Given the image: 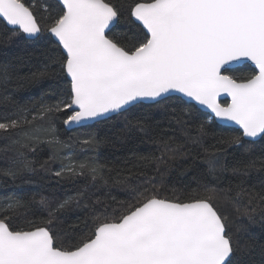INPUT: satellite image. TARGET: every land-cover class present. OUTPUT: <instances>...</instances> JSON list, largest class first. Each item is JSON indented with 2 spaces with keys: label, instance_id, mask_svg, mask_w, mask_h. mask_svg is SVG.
Here are the masks:
<instances>
[{
  "label": "snow or ice",
  "instance_id": "snow-or-ice-1",
  "mask_svg": "<svg viewBox=\"0 0 264 264\" xmlns=\"http://www.w3.org/2000/svg\"><path fill=\"white\" fill-rule=\"evenodd\" d=\"M0 50L12 51L0 59V190L12 189L0 196V264H264L250 233L264 236V0H0ZM46 82L38 99L17 98ZM158 114L180 137L158 133ZM58 121L110 134L62 140ZM216 121L234 131H211ZM134 134L155 151L133 153L131 167L100 162L104 145ZM181 158L182 175L202 167L211 180L164 195ZM40 172L84 186L39 195L26 186ZM228 172L259 188L220 187ZM70 213L84 216L67 224Z\"/></svg>",
  "mask_w": 264,
  "mask_h": 264
},
{
  "label": "trees",
  "instance_id": "trees-1",
  "mask_svg": "<svg viewBox=\"0 0 264 264\" xmlns=\"http://www.w3.org/2000/svg\"><path fill=\"white\" fill-rule=\"evenodd\" d=\"M117 3H120L121 0H116ZM124 3H128L129 0H123ZM43 9L40 10L39 15H43ZM127 25L121 20L120 24L117 25L115 31H124L126 29ZM43 44V38L41 40L36 41L34 45L31 47L33 48H39ZM14 51V50H13ZM12 51L8 52H3L0 50V59H3L5 55H11ZM247 71H249L248 68H241L239 70V74H244ZM48 85L47 82L38 86H35L27 91L21 92L17 94V98L21 100V102H27L32 99H38L40 95L42 94L43 91H47ZM226 103V102H222ZM113 119H117L116 117H113ZM201 119H206L205 116H201ZM156 121H161V127L158 129V133L162 131H167L169 134H172V129H176L175 135L177 137H180L181 133L179 129L177 128L176 125L173 124L172 128L168 127V118L163 115H156L155 116ZM216 124V123H215ZM218 125V124H216ZM57 127H58V133L59 136L62 140H68L69 137L76 136L77 134H83V133H88V132H97L99 136L103 137L106 134L109 133V129L107 127L101 126L94 124L91 127H84V128H79L77 130H72V131H66L64 128V125L61 122H57ZM122 128V125H120L116 130L119 131ZM211 131H215L217 133L219 132H230L234 131L232 128H227L223 126L215 127L213 126L211 128ZM195 134V133H193ZM0 143H3V141H0ZM71 143V142H70ZM216 140L213 139L211 136H209L207 140V145L215 144ZM258 147V146H257ZM73 148L75 151L79 154V158L83 159L86 156H93L97 155L91 151L85 152V153H80V148L78 145L73 144ZM155 151V146L143 138L140 134H134L133 138L130 140H125L124 144L122 145L119 142L111 143V144H106L104 145L98 153V158L101 163L107 164L109 167H115V168H123L126 166L131 167V165L135 162L132 157L133 153L138 154V155H148L151 152ZM196 151L201 152L202 154V149H197ZM49 150L45 147L43 150L38 151L36 154V159H38L40 162H43L46 160L49 156ZM159 155V153H156ZM243 154V150L240 149L238 151H229L228 155V161L229 165L232 166L235 164L236 160L239 159ZM30 158H31V154ZM191 164V159L189 158L187 161L184 159H178L173 167L165 173L163 176L164 180V185H165V191L164 195L171 196L172 190L175 188L177 190H183L186 186L195 188L197 184H207L210 182L211 178L207 177L205 175V170L201 168H193L189 173H185L182 175V172L184 169L188 168L189 165ZM5 166L3 163V160L0 159V167ZM38 167V165H37ZM53 168L58 167V164H53ZM152 174V171L149 170V175ZM45 173L40 172L38 176L32 177L34 184L26 186V188L31 187L34 191H37L39 195H50L52 194L53 191L60 192L62 195L63 194H71L75 192L77 189H80L84 186L83 182H78V183H72L71 181H65L61 186H58L56 184L55 178H52L49 174L48 178L45 180H41L40 177L44 176ZM224 179H222L219 182V186L222 188H226L229 185V182L236 183L239 182L240 180L245 181V187H251L252 184H255L257 188H259V181L258 180H248V177L245 176H233L231 172L225 173L224 174ZM161 179V176L157 174V182H159ZM51 185L52 187H47V185ZM12 189H7V190H0V196H6L9 192H11ZM17 194H25L24 192H21L20 190H17ZM117 197V200H124L127 199V196L124 194L123 190L121 189H115L112 193ZM27 195H31V192H27ZM39 195H37V199H39ZM77 216H79L81 219L84 216V213H70L67 224H72L76 221ZM29 219H39V217H32L29 216ZM21 222L19 221H14V226L16 224H19ZM62 226H67V225H62ZM238 226V225H237ZM236 227V226H234ZM251 235L256 237L257 243H264V236L261 235L260 229L258 227H254L253 229L250 230ZM246 238H247V233H246Z\"/></svg>",
  "mask_w": 264,
  "mask_h": 264
},
{
  "label": "water",
  "instance_id": "water-1",
  "mask_svg": "<svg viewBox=\"0 0 264 264\" xmlns=\"http://www.w3.org/2000/svg\"><path fill=\"white\" fill-rule=\"evenodd\" d=\"M219 99H220V102L222 103V102H228V99H229V98H227V97H225V96L222 95ZM144 103H145V104H148V103H150V102L145 101ZM215 123L218 124V125H220V126H223V127L232 128L230 125H229V126H225V125L223 124V122H220V121H216ZM87 124H89V125H94L95 122H94V121H89V122H87ZM64 128H65V126H64ZM79 128H84V127H81V126H75V125L72 126V130H77V129H79ZM65 130H66V129H65ZM66 131H68V130H66Z\"/></svg>",
  "mask_w": 264,
  "mask_h": 264
}]
</instances>
